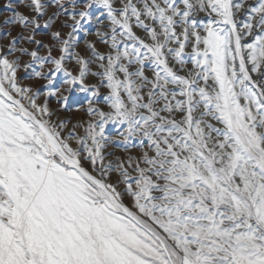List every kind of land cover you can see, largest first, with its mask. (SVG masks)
<instances>
[{
  "label": "snow or ice",
  "instance_id": "obj_1",
  "mask_svg": "<svg viewBox=\"0 0 264 264\" xmlns=\"http://www.w3.org/2000/svg\"><path fill=\"white\" fill-rule=\"evenodd\" d=\"M0 12V264H264V0Z\"/></svg>",
  "mask_w": 264,
  "mask_h": 264
},
{
  "label": "rangeland",
  "instance_id": "obj_2",
  "mask_svg": "<svg viewBox=\"0 0 264 264\" xmlns=\"http://www.w3.org/2000/svg\"><path fill=\"white\" fill-rule=\"evenodd\" d=\"M21 10H23L22 7H21ZM6 15H8L7 12H0V21H2ZM81 95H82V94H81ZM53 107H55V103H54V102H53ZM62 115H73V114H62ZM80 115H81V114H78V113H77V114H74V115H73V118H74V119H77V118L80 117ZM111 150L115 151V152L117 153V155H119V154L121 153V151H122V149H120V148H113V149H111Z\"/></svg>",
  "mask_w": 264,
  "mask_h": 264
}]
</instances>
